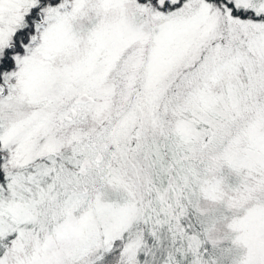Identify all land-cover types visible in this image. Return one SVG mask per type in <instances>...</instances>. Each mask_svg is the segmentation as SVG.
<instances>
[{
    "label": "snow or ice",
    "instance_id": "6c2138e0",
    "mask_svg": "<svg viewBox=\"0 0 264 264\" xmlns=\"http://www.w3.org/2000/svg\"><path fill=\"white\" fill-rule=\"evenodd\" d=\"M0 264H264V0H0Z\"/></svg>",
    "mask_w": 264,
    "mask_h": 264
}]
</instances>
